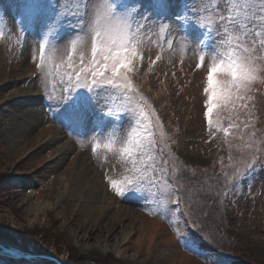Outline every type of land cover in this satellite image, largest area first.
<instances>
[{"label":"rangeland","instance_id":"rangeland-1","mask_svg":"<svg viewBox=\"0 0 264 264\" xmlns=\"http://www.w3.org/2000/svg\"><path fill=\"white\" fill-rule=\"evenodd\" d=\"M0 255L264 264V0H0Z\"/></svg>","mask_w":264,"mask_h":264},{"label":"bare ground","instance_id":"bare-ground-1","mask_svg":"<svg viewBox=\"0 0 264 264\" xmlns=\"http://www.w3.org/2000/svg\"><path fill=\"white\" fill-rule=\"evenodd\" d=\"M30 113L32 114L31 115L32 117L30 118V122L34 123L36 121L35 114H34V112H30ZM84 160H85V158H82V161L77 163V167H78V169H80L85 174V176H87L86 177V181H87L89 177L93 176V174L91 173V171L88 170L91 168L90 165L87 162H84ZM91 179H93V178H91ZM89 193H91L90 195L93 196V198H94L93 193H95V192L93 190H90ZM22 201H23L22 205L27 206V210H26L27 215L26 216H29V218H30L29 222L31 221L32 224L36 223L39 215L41 213H43V211L45 210L46 207L41 202L40 203L39 202L34 203L35 202L34 199H27L26 198L25 200L23 199ZM127 214L128 213H124L123 216H127ZM127 242H128V236H124L116 249L121 248L122 247L121 245H123L124 243H127ZM100 250L103 252H108V253L110 252L105 247H101ZM114 252L119 253V250H114ZM34 260H29V261H34Z\"/></svg>","mask_w":264,"mask_h":264},{"label":"trees","instance_id":"trees-1","mask_svg":"<svg viewBox=\"0 0 264 264\" xmlns=\"http://www.w3.org/2000/svg\"><path fill=\"white\" fill-rule=\"evenodd\" d=\"M4 258H5V259H4ZM9 259H12V261H20V260H21V261H27L26 259H16V258H10V257H6V256L4 257V256H1V255H0V260L3 261L5 264H6V263H10V262H9Z\"/></svg>","mask_w":264,"mask_h":264}]
</instances>
